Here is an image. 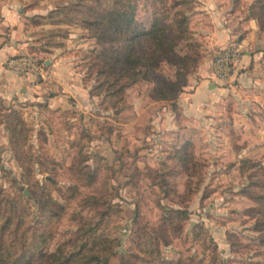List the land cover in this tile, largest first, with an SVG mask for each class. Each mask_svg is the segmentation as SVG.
<instances>
[{"label": "rangeland", "instance_id": "obj_1", "mask_svg": "<svg viewBox=\"0 0 264 264\" xmlns=\"http://www.w3.org/2000/svg\"><path fill=\"white\" fill-rule=\"evenodd\" d=\"M120 1L0 0V45L17 29V53L4 65L12 69L11 57L31 54L46 75H31L29 82L52 84L46 58L61 52L71 57L82 75L73 76L74 82L87 92L79 104L71 93L67 107L60 100L50 105L52 85L38 99L0 94V224L12 215L21 225L3 230L5 242L14 255L32 258L31 264H49L50 253L70 257L81 249L109 252L86 264H264V229L256 226L261 202L243 190L252 172L264 171V0L155 1L162 11L171 10L166 22L175 14L174 3L187 15L191 35L175 51L192 54L198 63L188 84L167 99H156L157 81L143 78L116 100L101 91L91 63L99 52L120 50L122 42H100L73 13L66 16L72 23L37 22L34 16L64 17V7L79 2L123 8ZM135 1L137 22L148 27L155 4ZM218 3L224 7L213 16ZM248 17L259 29L242 45L240 66L232 76L214 79L215 54L239 43L236 35L221 43L214 32L231 25L229 33L247 35L242 21ZM137 49L150 52V41L143 39ZM57 69L70 79L62 65ZM179 69L163 59L156 72L175 80ZM188 140L193 157L186 162L179 153ZM170 208L186 209L188 218L165 219ZM161 225L169 243L155 240L151 249L139 236L157 234Z\"/></svg>", "mask_w": 264, "mask_h": 264}, {"label": "trees", "instance_id": "obj_2", "mask_svg": "<svg viewBox=\"0 0 264 264\" xmlns=\"http://www.w3.org/2000/svg\"><path fill=\"white\" fill-rule=\"evenodd\" d=\"M125 1V0H124ZM123 2L125 5L123 8L113 5L109 8L96 9L93 4H85L79 2L70 5L68 7H61L65 15L58 16V18L51 17V12L46 14H36L34 17L37 18V22H41V18L50 20L49 22H66L72 23L73 18H69L70 13L76 14L77 19L75 22L82 24L87 27L93 36H96L100 42H122L120 50L113 51L109 48L104 52H99L96 56L92 57L91 65L96 67L98 71V79L101 81V91L108 90L116 100L123 98V93L128 85H131L138 80L143 78L157 81V86L153 91V96L156 99H167L171 94L177 93L180 89L188 84V73L190 69L198 63V58L192 54L179 55L175 51L176 45L184 38L191 35V30L188 25V17L179 11L177 6L178 3L173 4L174 16L171 22H166V17L170 13L162 11L160 7L152 0L154 5L153 17L148 27H140L137 22V1L126 0ZM69 8V9H68ZM255 16H258L254 11ZM148 39L150 41L152 50L138 51L137 46L143 41ZM167 59L179 66L177 71V79L171 80L169 78L161 77L156 72L161 61ZM93 67V68H94ZM103 78H100L101 76ZM120 94V97L118 96ZM193 142L188 140L182 146V150L179 153V158L188 162L193 157L191 145ZM179 150V151H180ZM188 167V166H187ZM251 180L243 189L250 197L261 202L260 212L263 216L258 220L256 226L258 229H264V171L260 173L258 171L251 173ZM256 188L262 189L260 192ZM168 193V191H166ZM95 198V197H94ZM9 208L15 209L13 202H9ZM169 214L165 215V219L173 216H179L182 219L188 218V212L184 208H170ZM169 216V217H167ZM19 222V221H18ZM11 225L15 227H21L20 222L15 224L12 215L7 217L3 224H0V264H31L32 258H27L24 255H14L10 245L5 242L3 236V230L9 229ZM164 225V224H163ZM161 225L159 233L152 234L149 231H145L144 234L139 236L151 249L154 245H157L155 240L161 239L164 243H169V238L165 235V228ZM183 227V226H182ZM181 229V228H180ZM16 230V229H15ZM41 236L43 234H40ZM264 239V234H263ZM15 243V241L11 240ZM12 243V244H13ZM86 245V244H85ZM37 248V245H34ZM153 251V250H151ZM109 255L103 254L101 256L99 251H86L81 249L75 252L70 257L53 252L47 255L49 264H86V261L91 260H102ZM173 261H162L159 260L156 264H170ZM106 262H102L104 264ZM181 263V261L176 262ZM108 264V263H106Z\"/></svg>", "mask_w": 264, "mask_h": 264}, {"label": "crops", "instance_id": "obj_3", "mask_svg": "<svg viewBox=\"0 0 264 264\" xmlns=\"http://www.w3.org/2000/svg\"><path fill=\"white\" fill-rule=\"evenodd\" d=\"M222 7H224V6L221 5L220 3L217 4V7H213L214 9H212V12H211V13H213V16L217 15V13H218L217 9H215V8L222 9ZM244 19L245 20L242 21V25H245V28L248 29V32H246L247 35H243V34L238 35L235 33L231 34L228 32L231 25H228V26L223 25L224 27L221 26L220 31L217 30L214 32V36L216 33L217 34L216 36H218V38H219L218 41H220L221 43H223V42L228 43V42H232L233 41L232 36L235 37V35H236L237 41H239V43H241L243 46L246 45V43H247V41H249L250 37L253 34L257 33L259 26L257 24V20L254 18L248 17V18H244ZM13 30H14V32L11 34L8 41H6L5 43H2V45H0V94L5 98H8L9 96H12V95L14 97V95H15V96H18L19 99H21V98L29 95V96L34 97L36 99L37 97L43 96L44 91H45V89H43V88L45 85H52L51 87H49L50 92H49V96H48L50 105L57 106L56 102H58L60 100L61 106L66 105V107H67L70 104L69 97L71 96V93L73 95L77 96L76 99L74 98V100L78 101V104H79L80 97H82L87 92H86V88L81 83L74 82L73 76L75 77L76 74H78L79 77H82V75L80 72H77V70L73 67L71 57L60 52L58 54V57H56V58H51V57L46 58V60L50 59V62L48 63L50 71H51V74H50L51 78L50 79L56 80V81H53L52 84H49V82H46V84H45L42 81L41 82H33V84H32L31 82H29L31 75L27 76L26 73L18 72V71L9 69L8 67H6V65H4V61L7 59V57L15 55L17 53V50H18L17 44L14 41V37H16V35H17L15 31L17 29H15L13 27ZM244 57H246V54ZM205 64H206L205 62L202 63L200 65V67L203 68L205 66ZM61 65L66 70L65 73H67V72L69 73V75H70L69 80H66V79L60 77V74H59V71L57 68H58V66H61ZM210 69H211L210 75H211V77H213L212 76V60L210 62ZM73 85L75 87H73ZM38 87H41V88H38ZM69 91H71V92H69ZM80 94L81 95L83 94V95L81 96ZM191 107H194V106H191ZM187 108H188V111L191 110L189 106H187Z\"/></svg>", "mask_w": 264, "mask_h": 264}, {"label": "built area", "instance_id": "obj_4", "mask_svg": "<svg viewBox=\"0 0 264 264\" xmlns=\"http://www.w3.org/2000/svg\"><path fill=\"white\" fill-rule=\"evenodd\" d=\"M243 55L241 43H230L221 47L212 59V76L218 79L232 76L240 66ZM8 66L15 71L33 76L39 73L46 75L45 65L31 54L11 57Z\"/></svg>", "mask_w": 264, "mask_h": 264}, {"label": "water", "instance_id": "obj_5", "mask_svg": "<svg viewBox=\"0 0 264 264\" xmlns=\"http://www.w3.org/2000/svg\"><path fill=\"white\" fill-rule=\"evenodd\" d=\"M46 62L49 63L50 62V59H47Z\"/></svg>", "mask_w": 264, "mask_h": 264}]
</instances>
